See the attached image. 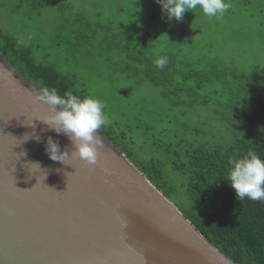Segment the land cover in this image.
Returning a JSON list of instances; mask_svg holds the SVG:
<instances>
[{
	"label": "rangeland",
	"instance_id": "374dc122",
	"mask_svg": "<svg viewBox=\"0 0 264 264\" xmlns=\"http://www.w3.org/2000/svg\"><path fill=\"white\" fill-rule=\"evenodd\" d=\"M128 2L0 0V28L30 46L37 60L72 74L78 86L102 100L108 125L114 121L126 131L117 147L139 168L149 159L158 161L169 175L170 189L164 192L179 207L172 152L228 139V118L237 112L233 101L244 85L236 74L264 80V0H227L230 8L222 18H208L197 8L180 21H169L156 0H134L132 14ZM126 34L132 37L131 53L161 56L170 50L183 64L174 80L155 84L140 71L123 70L117 60L125 55ZM123 65L129 70L132 60ZM190 87H197L196 96L188 93Z\"/></svg>",
	"mask_w": 264,
	"mask_h": 264
},
{
	"label": "water",
	"instance_id": "95a60500",
	"mask_svg": "<svg viewBox=\"0 0 264 264\" xmlns=\"http://www.w3.org/2000/svg\"><path fill=\"white\" fill-rule=\"evenodd\" d=\"M41 94L0 54V264H237L104 133L97 165L72 156Z\"/></svg>",
	"mask_w": 264,
	"mask_h": 264
},
{
	"label": "trees",
	"instance_id": "16d2710c",
	"mask_svg": "<svg viewBox=\"0 0 264 264\" xmlns=\"http://www.w3.org/2000/svg\"><path fill=\"white\" fill-rule=\"evenodd\" d=\"M133 1L129 0L127 3L132 9L131 14ZM144 10L145 7H142L136 16L140 17ZM119 11L130 12L126 8H120ZM124 38L129 39V43L121 47L125 55L117 60L122 64L123 70L131 73L140 71L145 79L155 84L172 82L174 72L181 71L179 67L183 64L174 61L176 56L170 50H166L164 54L169 60L167 66L159 69L154 64L158 56L141 50L131 53L132 37L126 34ZM0 54L41 91L46 86L55 88L61 95L66 91L81 97L89 95L82 84L77 85L72 74L62 73L53 64L37 60L30 46L19 43L1 28ZM126 60H132L129 70L123 65ZM220 75L223 76L224 72L220 71ZM185 76L184 74L182 79ZM236 77L242 79L244 85L233 101V109L237 112L228 118L229 125H232V130L225 134L228 139L223 136L219 143H200L180 152L173 151L174 158L170 164L178 174L174 182L178 181L179 185L178 189H173L180 191L177 204L182 213L233 262L264 264V201H239L226 181L230 157L253 152L264 159V80L246 73H237ZM177 84L178 89H182V84ZM195 89L197 87L186 90L195 95ZM222 93L223 91L219 93L221 101ZM227 100L232 102L231 98ZM201 101L205 102L207 99L203 98ZM221 118L227 119L224 112L221 113ZM111 123L99 131L118 146V143L121 144L126 139V131L120 130L116 122ZM139 169L166 195L165 192L170 189L167 186L169 175L163 174L158 161L149 159Z\"/></svg>",
	"mask_w": 264,
	"mask_h": 264
},
{
	"label": "clouds",
	"instance_id": "9594fccd",
	"mask_svg": "<svg viewBox=\"0 0 264 264\" xmlns=\"http://www.w3.org/2000/svg\"><path fill=\"white\" fill-rule=\"evenodd\" d=\"M156 2L166 13L169 21L173 18L180 21L185 12H194L197 8L208 18H222L230 8L227 0H156ZM168 62V57L161 55L155 59L154 64L157 68L164 69ZM38 100L47 105L49 110L48 117L40 121L57 134H64L69 138L73 146L72 156L83 161L85 165H97L99 147L102 145L97 133L110 123L109 116L104 111V102L91 95L81 97L67 91L61 95L55 88L46 86L43 87ZM33 138L36 141L40 139L36 135ZM45 151L50 159L63 163L68 156L66 151L60 150L59 143L52 137H47ZM226 181L239 201L245 199L264 201V159L253 152L230 157Z\"/></svg>",
	"mask_w": 264,
	"mask_h": 264
}]
</instances>
